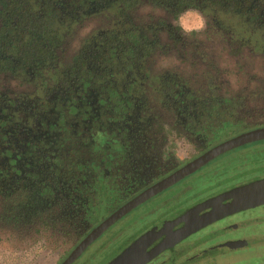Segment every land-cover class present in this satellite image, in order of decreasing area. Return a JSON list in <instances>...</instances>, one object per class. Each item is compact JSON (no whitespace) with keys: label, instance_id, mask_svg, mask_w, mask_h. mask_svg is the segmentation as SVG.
Returning a JSON list of instances; mask_svg holds the SVG:
<instances>
[{"label":"flooded vegetation","instance_id":"af4514ba","mask_svg":"<svg viewBox=\"0 0 264 264\" xmlns=\"http://www.w3.org/2000/svg\"><path fill=\"white\" fill-rule=\"evenodd\" d=\"M12 93L18 97L23 92L0 83V230L20 239V245L25 238L43 237L57 256L52 264H61L119 208L216 144H209L216 128L199 134L193 119L187 125V117L172 124L164 121L158 130L147 121V102L125 103L122 111L94 100L77 102L74 109L65 102L20 108L19 101H9L12 108L6 100ZM183 139L190 151L181 158L177 151ZM262 143L264 139L231 149L132 207L70 264H96L104 253L113 252L103 263L110 264L141 240L131 258L145 264H165L168 257L162 255L168 252L170 258L179 254L181 263H191L218 251L208 264L245 250L220 249L264 231L263 215L257 213L264 203L196 226L184 237L180 233L212 209L200 206L204 202L264 179ZM153 229L159 234L147 245ZM168 238L175 245L147 262V252Z\"/></svg>","mask_w":264,"mask_h":264},{"label":"trees","instance_id":"16d2710c","mask_svg":"<svg viewBox=\"0 0 264 264\" xmlns=\"http://www.w3.org/2000/svg\"><path fill=\"white\" fill-rule=\"evenodd\" d=\"M190 11L205 16L235 57L244 78L239 87L201 53L199 31H191L196 40H189L175 22ZM89 21L93 29L64 56ZM173 50L204 68L192 73L159 67L155 55ZM0 75L36 89L7 94L12 108L9 101H19L20 108L65 102L74 109L77 102L94 100L122 111L125 103L147 102V121L158 130L164 121L187 117L199 134L216 128L214 144L264 125L250 120L255 103L264 102V0H0Z\"/></svg>","mask_w":264,"mask_h":264},{"label":"rangeland","instance_id":"374dc122","mask_svg":"<svg viewBox=\"0 0 264 264\" xmlns=\"http://www.w3.org/2000/svg\"><path fill=\"white\" fill-rule=\"evenodd\" d=\"M144 10L147 12V8H145ZM175 22L179 23L182 26L183 30L188 34L187 38H189V40H196L195 36L189 35L191 31H199V39L202 40L201 53L205 52V54L214 61L215 65L221 72L222 78L229 79L233 87H239L240 84L243 83V76L236 72L237 67L235 66V57L229 52L224 41L218 36V32L209 29L207 25V19L203 14H198L195 11H190L186 14H183L180 19ZM93 26V21H89L86 25L82 26V29L77 38L67 46L64 56L72 54L74 52V50L80 45V38L90 32L93 29ZM254 35L258 37V34ZM158 54L159 55H155V59L159 67L177 66L181 70L190 71L192 73L199 72L204 68V63L202 62L192 65L190 61H193V59L187 60L188 58H186L185 53H181L180 55L177 54L175 50H173L168 54ZM255 70L256 68L253 71ZM258 74L262 75V73ZM0 80L1 85H3V82L6 81L8 86L11 89H15L16 91L25 90L31 94L36 92V89L32 86L27 87V85L18 84V80H16L15 78H0ZM38 92L41 93V87H39ZM254 107L256 108V110L253 113L254 116H250V120L255 121V123L263 121V100L259 99L255 103ZM243 131L246 130H242L241 132ZM225 136H227V134H225ZM179 142L180 143L177 154L181 158L186 157L190 151V144L184 139L180 140ZM257 213H261V216L263 215L262 219L264 221V209L258 210ZM263 228L264 225L262 226V229ZM262 235H264V231L255 235L246 236L245 238L259 237ZM38 240L33 241L32 239L25 238L23 239V245H20V239L11 237L9 238L8 232L0 230V264H52L57 256L53 252H51V250H49V247L46 246V239L42 237L38 238ZM243 248L246 249L231 252L224 257H218L213 263L208 264H258L264 261V244L251 245ZM112 253L113 252L104 253L102 256L97 258L96 264H103L112 256ZM217 254L218 253L212 254L205 259H199L198 261L191 263L184 260L182 263L180 262V264H205L211 258L216 257Z\"/></svg>","mask_w":264,"mask_h":264},{"label":"water","instance_id":"95a60500","mask_svg":"<svg viewBox=\"0 0 264 264\" xmlns=\"http://www.w3.org/2000/svg\"><path fill=\"white\" fill-rule=\"evenodd\" d=\"M262 139H264V126H259L240 132L212 146L202 154L198 155L194 159L184 164L182 167L178 168L176 171H174L167 177L148 187L138 196H136L131 201H129L124 206L115 211L97 228H95L61 264H70L82 252V250L107 226H109L117 218L122 216L124 213H126L128 210H130L132 207L136 206L140 202L155 195L159 191L180 180L187 174L192 173L195 170L201 168L215 157L246 143ZM262 203H264V179L256 180L245 185L232 188L216 196L215 198L210 199L207 202L201 204L200 206H210L212 207V209L203 216H201L199 223L195 224V226L184 228L182 230V234L180 233V236H186L187 232L196 228V226L198 227L200 225L212 222L213 220L223 217L224 215ZM157 234H159V232H157V229H153L151 232L148 233L147 245L151 242V239ZM142 243V240L139 241L130 250L122 254L119 258H117L110 264H145L146 262L141 263L142 261H134L133 258H131L134 252H136L135 250H139V247ZM257 244H264V235L253 238H243L238 241H232L228 243L226 247H223L220 250L227 252L233 249L248 247ZM174 245L175 240L173 238H168L165 241L161 242L152 251L147 252V262H149L152 258L158 256L164 250L173 247ZM215 253H218V251ZM165 255L168 257V261H165V264H180V261L178 260L180 256L179 254H177L178 256H175L174 258H170V252H168L167 254H163L162 257ZM169 259H171L172 261Z\"/></svg>","mask_w":264,"mask_h":264}]
</instances>
